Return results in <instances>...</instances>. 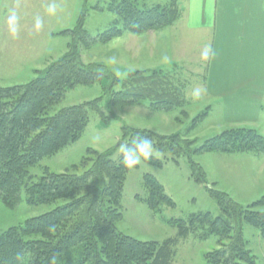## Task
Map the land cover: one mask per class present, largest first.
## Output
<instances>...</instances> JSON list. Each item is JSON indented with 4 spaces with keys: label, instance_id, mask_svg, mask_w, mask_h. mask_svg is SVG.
Wrapping results in <instances>:
<instances>
[{
    "label": "rangeland",
    "instance_id": "1",
    "mask_svg": "<svg viewBox=\"0 0 264 264\" xmlns=\"http://www.w3.org/2000/svg\"><path fill=\"white\" fill-rule=\"evenodd\" d=\"M107 1L0 0V86L26 83L35 77V70L61 57L69 38L60 33L73 28L82 11L87 13L84 28L91 35L113 26L117 17L105 9ZM141 2L148 8L170 0ZM96 4L101 10L91 9ZM178 4L182 17L172 27L141 35L125 33L123 36L130 37L81 49V58L84 63H103L119 79L137 69H174L175 83L182 86L183 106L168 112L151 110L147 101L110 106L104 94L107 79L77 85L50 108L49 115L102 97L107 120L90 112L89 122L75 142L29 167L33 180L44 169L82 173L90 166L88 162L81 167L82 159L89 156L87 149L112 151L111 158L116 159L126 142L124 125L160 135L179 133L193 141L191 149L231 128L253 127L264 135V0H178ZM173 62L180 66L173 68ZM204 111L207 116L193 124ZM151 157L161 165L141 158L127 173L119 208L122 217L115 222L119 231L135 239L160 242L175 237L177 230L167 223L169 219L187 220L199 212L220 215L208 188L226 192L243 206L264 199L263 155L206 152L174 157L168 150L154 148ZM189 158L202 167L207 185L194 180ZM144 174L155 177L172 201L161 204L160 212L151 211L139 198L146 195ZM61 204L28 205L23 193L13 207L0 201V231ZM256 209L264 212V205ZM194 232L179 240L172 264H210L204 255L218 247L217 237L202 239L200 229ZM242 232L256 262L264 264V240L259 231L243 223ZM79 256L80 247H73L53 264H76Z\"/></svg>",
    "mask_w": 264,
    "mask_h": 264
},
{
    "label": "trees",
    "instance_id": "2",
    "mask_svg": "<svg viewBox=\"0 0 264 264\" xmlns=\"http://www.w3.org/2000/svg\"><path fill=\"white\" fill-rule=\"evenodd\" d=\"M91 9L101 10L98 4ZM105 9L117 17L113 26L91 35L84 28L87 13L82 11L75 26L60 33L69 38L61 57L35 70V77L26 83L0 86V201L13 207L23 193L26 203L32 206L62 202L0 231V264H53L56 257L73 247H80L76 264H172L179 240L199 229L202 239L208 235L217 237L218 247L204 255L208 263L258 264L247 248L242 225L255 227L264 240V212L256 209L263 198L243 206L226 192L208 188L220 215L199 212L187 220L169 219L167 223L177 230L175 237L160 242L141 241L115 226L122 217L119 208L130 170L123 163L122 153L112 159V151L87 149L89 156L82 159L81 167L88 162L90 166L82 173L44 169L33 180L29 167L75 142L89 122L90 112L107 120L102 97L49 115L50 108L69 89L93 85L105 78L108 84L104 94L110 106L147 101L151 110L168 112L185 103L182 86L175 83L174 69L133 70L119 79L103 63H84L81 58V49L108 43L125 33L141 35L171 26L181 13L178 0L148 8L141 0H108ZM206 116L204 111L192 123ZM122 136L126 139L124 146H131L138 136H146L154 148L168 150L174 157L206 152L264 155V135L253 128L223 130L195 149H191L193 141L179 133L160 135L124 125ZM146 161L161 165L152 157ZM189 163L194 180L207 185L202 167L190 158ZM143 187L146 195L139 198L151 211L160 212L161 204H172L152 175H143Z\"/></svg>",
    "mask_w": 264,
    "mask_h": 264
},
{
    "label": "clouds",
    "instance_id": "3",
    "mask_svg": "<svg viewBox=\"0 0 264 264\" xmlns=\"http://www.w3.org/2000/svg\"><path fill=\"white\" fill-rule=\"evenodd\" d=\"M112 62H115L114 58ZM153 153L154 148L152 141L146 136H138L132 141L131 146L125 145L122 148L123 163L127 168L132 169L141 163V158L147 160Z\"/></svg>",
    "mask_w": 264,
    "mask_h": 264
},
{
    "label": "crops",
    "instance_id": "4",
    "mask_svg": "<svg viewBox=\"0 0 264 264\" xmlns=\"http://www.w3.org/2000/svg\"><path fill=\"white\" fill-rule=\"evenodd\" d=\"M190 16V15H189ZM182 17V13H180V16H179V18L175 21V22H177L180 18ZM174 22V23H175ZM174 23L171 25V26H169V27H172L173 25H174ZM183 23H181V25H182ZM186 28H188L187 26H186ZM150 33H152V32H150ZM123 36V35H122ZM122 36H120V37H118V38H116V39H124L125 37H130V36H123V38H122ZM183 55V54H182ZM172 66H173V68H178L180 65L178 64V62H173L172 64H171ZM153 69H155V68H153ZM157 69H167L166 67H160V68H157ZM137 70H139V69H137ZM144 70V69H143ZM150 70H152V69H150ZM133 71V70H132ZM251 128H253V127H251ZM248 153H251V152H248ZM252 154H254V155H256V156H261V155H258V154H256V153H252ZM263 157H264V155H263ZM263 205H264V203H263ZM263 205H261V206H263Z\"/></svg>",
    "mask_w": 264,
    "mask_h": 264
}]
</instances>
